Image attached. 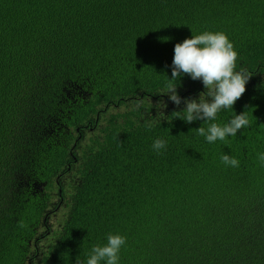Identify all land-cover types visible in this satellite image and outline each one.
I'll list each match as a JSON object with an SVG mask.
<instances>
[{
    "label": "trees",
    "instance_id": "obj_1",
    "mask_svg": "<svg viewBox=\"0 0 264 264\" xmlns=\"http://www.w3.org/2000/svg\"><path fill=\"white\" fill-rule=\"evenodd\" d=\"M205 31L251 76L232 109L186 123L205 89L171 80L174 46ZM242 112L235 136L197 134ZM260 153L264 0H0V264H86L110 234L126 237L118 264H264Z\"/></svg>",
    "mask_w": 264,
    "mask_h": 264
},
{
    "label": "clouds",
    "instance_id": "obj_2",
    "mask_svg": "<svg viewBox=\"0 0 264 264\" xmlns=\"http://www.w3.org/2000/svg\"><path fill=\"white\" fill-rule=\"evenodd\" d=\"M237 52L227 35L223 32H208L185 38L174 46L171 80L187 74L192 80H201L205 91L199 99L184 98V121L191 123L196 120L214 121L222 109L231 108L246 91V84L251 76L245 70H237ZM165 95L173 104L179 106L182 98L177 94V86L169 85ZM143 99L135 104L139 108ZM166 107L163 101L159 102ZM250 125L245 112L235 115L228 123L219 125L211 123L207 129L200 126L197 134L204 136L208 143L223 141L226 137L235 136L237 132ZM148 127H152L149 123ZM166 141L156 139L153 148L157 152L165 148ZM258 159L264 164V153L258 154ZM225 165L239 167V160L227 154L221 156ZM21 227L23 225L21 224ZM126 243V237L116 234L108 235L107 243L103 246H93L86 264H118L119 252ZM79 264V261H77Z\"/></svg>",
    "mask_w": 264,
    "mask_h": 264
},
{
    "label": "rangeland",
    "instance_id": "obj_3",
    "mask_svg": "<svg viewBox=\"0 0 264 264\" xmlns=\"http://www.w3.org/2000/svg\"><path fill=\"white\" fill-rule=\"evenodd\" d=\"M145 102L147 103V105H161L159 102H157V100L152 99V98H147L145 99ZM128 105H134L133 103H128ZM129 107H127V105H123L120 107H111L108 109V112L106 114H116L119 111H124L125 109H127ZM143 113H145L144 111H142ZM150 113V112H149ZM60 200V203L58 204L55 212H50V216H49V221L48 224L51 226L52 229H57V221L56 219L59 220V217L63 214V212L66 210V203L63 199H60L56 194L53 195V203H56ZM67 202L69 201L68 196H66L65 199ZM45 227L42 226L41 231H45Z\"/></svg>",
    "mask_w": 264,
    "mask_h": 264
},
{
    "label": "flooded vegetation",
    "instance_id": "obj_4",
    "mask_svg": "<svg viewBox=\"0 0 264 264\" xmlns=\"http://www.w3.org/2000/svg\"><path fill=\"white\" fill-rule=\"evenodd\" d=\"M44 227L46 228V225L44 224Z\"/></svg>",
    "mask_w": 264,
    "mask_h": 264
}]
</instances>
